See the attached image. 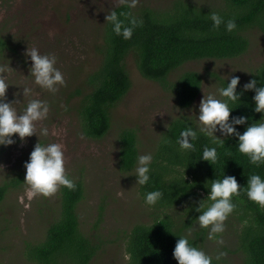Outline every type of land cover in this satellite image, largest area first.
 I'll return each instance as SVG.
<instances>
[{
  "label": "rangeland",
  "instance_id": "374dc122",
  "mask_svg": "<svg viewBox=\"0 0 264 264\" xmlns=\"http://www.w3.org/2000/svg\"><path fill=\"white\" fill-rule=\"evenodd\" d=\"M173 1L137 0L133 10L145 6L165 9ZM187 1L207 8L224 6V0ZM119 4V0H0V33L8 45L0 53V78L9 83L6 99L19 100L12 105L18 112L31 99H40L49 106L47 118L36 122L37 135L21 141L13 134L15 143L0 146V185L21 177V183L9 188L0 203V264H34L24 257L25 244L42 241L48 226L60 216L59 189L49 197L27 199L24 162L37 142L62 143L66 174L83 183L84 196L77 206L80 229L91 237L98 234L103 242L90 264H125L130 229L137 223H151L157 212L140 196L135 176L129 175L134 169L122 172L118 167L119 132L134 129L139 155L153 154L172 119L185 116L197 124L194 113L203 94L212 93L222 99L217 93L221 79L238 76L242 87L264 61V30L252 27L245 32L248 47L241 55L185 62L168 80L193 70L201 74L202 85L192 105L181 109L173 91L140 75L130 53L126 57L130 89L111 109L108 132L101 139L89 138L81 131L76 110L81 94L73 92L76 88H81L82 93L89 89L83 81L100 64L105 17ZM27 47L56 55L55 66L63 73L65 84L58 86L55 93L34 83L29 74L31 61L24 55ZM23 88L32 91L23 96ZM42 127L48 129L47 136L40 134ZM215 135L221 137L219 131ZM99 207L102 217L95 224ZM232 236V228L225 222L224 231L217 236L222 244L210 240L207 229L202 250L211 256L225 253L220 257L221 264H238L241 253L235 250Z\"/></svg>",
  "mask_w": 264,
  "mask_h": 264
},
{
  "label": "trees",
  "instance_id": "16d2710c",
  "mask_svg": "<svg viewBox=\"0 0 264 264\" xmlns=\"http://www.w3.org/2000/svg\"><path fill=\"white\" fill-rule=\"evenodd\" d=\"M113 9L125 25L130 17L142 23L133 29L131 39L126 40L116 35L106 21L103 43L99 47L100 64L83 81L89 89L82 93L81 88H76L73 92L74 95L81 94L76 107L81 131L92 139H101L108 132L111 109L130 89L126 69V57L130 53L140 75L173 91L178 107L185 109L192 105L200 91L201 74L187 70L172 81L168 76L187 61L237 57L248 47L247 29L264 30V0H224V6L219 8L174 0L172 6L165 9L145 6L134 11L122 4ZM213 12L225 21L235 19L237 28L227 32L222 24L219 29H213L209 18ZM5 49H8L7 41L0 33V53ZM252 79L257 80V86L264 85V61ZM227 82V79H221L219 87L226 86ZM241 90L238 83L237 91ZM253 95L252 90L244 91L241 100L229 102V107L233 108L229 119L244 115L249 118L246 124L264 120V116L253 111ZM186 127L197 131L192 151L180 149L177 143L180 132ZM234 127L242 133L246 125ZM165 137L167 143L163 142ZM118 143V167L122 172H131L139 155L134 129H122ZM205 147L216 148L217 160L212 165L199 159ZM152 157L150 181L144 186L139 185V194L144 199L146 192L158 189L163 196L151 206L157 212L153 221L137 223L130 229L125 264H177L172 250L179 236H188L193 246L203 249L207 229L198 226L196 217L199 213L195 208L199 202L206 206L211 203L206 198L207 187L212 179H221L223 175L234 176L241 186L240 195L232 198L235 207L224 221L230 224L235 250L241 253L238 264H264V208L246 196L247 177L255 173L264 178V164L257 167L249 163L248 157L237 150L236 136L214 139L200 133L191 118L181 116L169 122ZM74 181L77 185L74 191L63 186L59 188L60 216L48 226L45 238L25 244L24 257L34 264H90L101 249L103 242L98 234L91 237L80 229L77 206L83 199L84 187L80 180ZM19 183L21 177L0 185V203L9 188ZM178 207L181 208L177 210ZM101 217L102 207H99L95 224ZM211 257L212 264H221L216 256Z\"/></svg>",
  "mask_w": 264,
  "mask_h": 264
},
{
  "label": "clouds",
  "instance_id": "9594fccd",
  "mask_svg": "<svg viewBox=\"0 0 264 264\" xmlns=\"http://www.w3.org/2000/svg\"><path fill=\"white\" fill-rule=\"evenodd\" d=\"M119 2L133 8L137 0H119ZM209 18L212 21L213 29H219L222 24L227 32H232L237 28L235 19L225 21L221 15L215 12L211 13ZM105 21L112 26V31L116 35H120L126 40L131 39L133 29L142 23L135 17H130L128 24L125 25L114 9L107 13ZM24 55L31 61L29 74L41 89L55 93L58 86L65 84L63 73L55 66L57 63L55 54H42L36 47H27ZM238 83L239 77L232 76L226 86L217 89L218 95L226 99H218L212 93L207 96L203 94L197 106L198 111L194 113L195 120L199 132L206 136L216 139L218 138L215 135L217 131L220 132L221 137L236 136L237 150L248 157L249 163L259 167L264 164V120L246 124L249 118L244 115L232 116L229 119L230 111L233 109L229 107V102L235 103L241 100L244 91L252 90L254 92L252 96L253 111L264 116V85L257 86V80L250 79L242 85L241 91H237ZM8 86L9 83L0 78V146L15 143L13 134H16L21 141L25 137L36 134V122L45 120L49 112L48 104L40 99H31L24 110L18 112L12 105L14 101L18 102L19 100L7 101L6 99ZM31 91L29 88H23L22 95L27 96ZM235 125H246V127L240 133L234 127ZM40 134L47 136L48 129L42 127ZM52 134L56 135L57 133L53 132ZM196 138L197 131L192 127H186L180 132L177 143L180 149L192 151L194 150L193 141ZM220 140L224 143L223 139ZM163 142L167 143L166 137L163 138ZM152 159L151 153L137 156L135 168L129 174L135 176L136 184L144 186L149 183ZM199 159L212 165L217 160L216 148L205 147ZM64 164V145L62 143L41 144L37 142L24 162L27 199L31 200L36 196L49 197L55 194L61 186L74 191L77 185L66 174ZM207 188L209 191L206 198L211 203L206 206L199 202L195 208V211L199 213L196 220L200 228L208 229L210 240H216L218 244H222L223 241L217 239V236L224 231V221L235 207L232 198L240 195L241 186L234 176L223 175L221 179H212V183ZM117 195L122 196L123 193H117ZM162 196L163 193L158 189L146 192L144 202L148 206H153ZM246 196L259 207L264 208V178L259 174L254 173L247 177ZM27 206L25 205V207ZM224 255L225 253L220 252L216 259L219 260ZM172 256L177 264H212V257L202 249L193 246L189 242L188 236H179L172 250Z\"/></svg>",
  "mask_w": 264,
  "mask_h": 264
}]
</instances>
